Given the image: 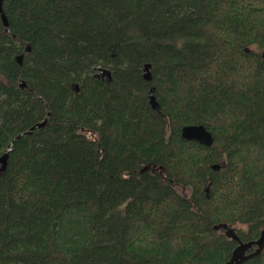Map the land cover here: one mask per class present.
I'll return each mask as SVG.
<instances>
[{
  "label": "trees",
  "instance_id": "trees-1",
  "mask_svg": "<svg viewBox=\"0 0 264 264\" xmlns=\"http://www.w3.org/2000/svg\"><path fill=\"white\" fill-rule=\"evenodd\" d=\"M3 7L0 264H225L237 242L215 224L258 237L264 0ZM186 124L213 144L183 138Z\"/></svg>",
  "mask_w": 264,
  "mask_h": 264
},
{
  "label": "water",
  "instance_id": "water-1",
  "mask_svg": "<svg viewBox=\"0 0 264 264\" xmlns=\"http://www.w3.org/2000/svg\"><path fill=\"white\" fill-rule=\"evenodd\" d=\"M4 0H0V14L3 20V23L6 27V30L9 28V20L7 17V14L4 10L3 7ZM31 46L29 43L26 44L25 51H30ZM261 55L264 59V48L262 49ZM23 57H24V52L19 54L16 59L19 62L21 66H23ZM150 64L146 63L145 64V70L147 72L145 73L146 78H151V74L149 71ZM101 73L99 74L104 80H110L111 79V71L108 68H101ZM21 87L26 86V82L22 80L21 76ZM78 89V86H76ZM150 105L151 107L156 110L160 111L161 106L160 103L158 102L156 95L152 93L150 95ZM47 121V118H45L42 122L37 123L33 125L30 129L25 131V133H31L32 130L36 127H41L43 126ZM20 135H18L19 137ZM181 136L185 139L188 140H195L200 142L201 144L205 145H212L214 142V136L210 130L207 129V127L204 124H186L183 125L181 128ZM8 155L9 151L7 150L1 157H0V174L3 173L7 166L8 162ZM213 168L217 169L219 168V164H213ZM215 229L219 228H224L225 229V234L231 238L234 239L237 244L233 248L231 252L230 258L225 262V264H242L244 261L249 260L250 258L261 254V252L264 249V228L261 229L259 235L257 238L250 239V240H242L238 233L236 232V228L234 226H230L227 223H217L214 225Z\"/></svg>",
  "mask_w": 264,
  "mask_h": 264
},
{
  "label": "rangeland",
  "instance_id": "rangeland-1",
  "mask_svg": "<svg viewBox=\"0 0 264 264\" xmlns=\"http://www.w3.org/2000/svg\"><path fill=\"white\" fill-rule=\"evenodd\" d=\"M179 189H180L181 191H187L186 189H182V187H179Z\"/></svg>",
  "mask_w": 264,
  "mask_h": 264
},
{
  "label": "flooded vegetation",
  "instance_id": "flooded-vegetation-1",
  "mask_svg": "<svg viewBox=\"0 0 264 264\" xmlns=\"http://www.w3.org/2000/svg\"><path fill=\"white\" fill-rule=\"evenodd\" d=\"M237 244V243H236Z\"/></svg>",
  "mask_w": 264,
  "mask_h": 264
}]
</instances>
